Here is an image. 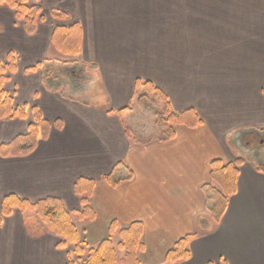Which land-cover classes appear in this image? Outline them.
I'll return each instance as SVG.
<instances>
[{
    "label": "crops",
    "instance_id": "0c3cea01",
    "mask_svg": "<svg viewBox=\"0 0 264 264\" xmlns=\"http://www.w3.org/2000/svg\"><path fill=\"white\" fill-rule=\"evenodd\" d=\"M222 1L221 6L239 7L235 0ZM174 2L192 7L198 1ZM28 3L42 8L33 33L25 31L9 6L0 4V65L7 63L9 54L14 59L3 88L15 106L27 107L23 118L0 119V143L27 131L33 106L45 119H59L62 127L52 128L27 155L0 156V209L7 195L32 202L58 198L71 213L78 237L89 247L108 236L113 221L118 229L140 222L142 249L137 257L142 264H165L167 251L187 234H195L188 243L191 255L172 264H264V171L257 168L264 162L234 155L225 142L235 130L254 131L264 125V65L257 69L252 64L254 74L246 86L238 78L220 80L210 86L217 97L211 91L200 95L193 85L183 83V63H176L175 49L137 46L124 15L103 11L89 21L65 11L59 0L51 5L47 0ZM53 10L68 16L54 18ZM73 24L81 28V46L77 55L65 56L54 48L51 37L55 27ZM65 59L83 66L76 81L68 72L53 71L58 68L54 61ZM137 78L162 89L173 111L193 109L201 123L175 125L174 137L164 141L157 135L146 140L128 137L125 126L131 111H118L131 103ZM236 158L242 162L234 192L218 224L207 232L209 224L201 228L198 220L208 216L202 186L210 182V163ZM117 161H123L133 177L111 186L103 175ZM125 173L120 169L119 176ZM79 178L95 182L89 198L93 220L74 214L81 208L74 192ZM59 241L35 213L14 207L1 217L0 264H67L69 257L80 264L72 247H58ZM112 241L115 245L119 241L117 233ZM123 255L117 252V264Z\"/></svg>",
    "mask_w": 264,
    "mask_h": 264
},
{
    "label": "trees",
    "instance_id": "16d2710c",
    "mask_svg": "<svg viewBox=\"0 0 264 264\" xmlns=\"http://www.w3.org/2000/svg\"><path fill=\"white\" fill-rule=\"evenodd\" d=\"M38 1V0H37ZM9 6L15 14V18L24 24L27 33H33L39 20L42 19L41 6L29 4L28 0H0V4ZM54 18H67V13L60 10H53ZM51 42L54 48L65 56H74L79 53L81 46V28L79 24L70 27L57 26L54 28ZM14 59L9 54L7 63L0 65V119L19 117L27 115L26 106H15L13 99L3 88L7 79V73L13 70ZM73 76L76 75L72 71ZM156 102L154 122L158 131V138L162 141L171 139L175 135L174 126L183 124L196 126L201 123L193 109H186L180 112L173 111L167 94L149 80L137 78L134 83L133 94L129 106L120 109L119 113L133 111L134 104ZM32 120L28 124L25 133L15 136L8 142L0 143L1 157L24 156L31 153L39 139H47L52 128L60 129L62 123L59 119L51 122L45 119L35 106L30 109ZM125 132L132 138L131 129L125 126ZM242 159L236 158L232 162L223 163L220 159H214L210 163V182L202 186L205 197V206L208 217L198 220L201 228L208 226L212 231L220 221L229 197L235 189V181L238 175V167ZM257 168L264 171V164ZM120 169L125 170L124 176H119ZM133 177L131 170L123 161H117L113 169L103 175V179L111 186H116L122 181L130 180ZM95 182L91 179L79 178L74 183V192L80 197L81 208L74 211V214L81 220H93L94 211L90 206L89 198ZM18 208L22 212L30 211L35 213L48 230L60 237L58 247H72V254L80 261V264H117L119 262L117 252L122 251L124 255L120 260L121 264H142L137 257V252L142 249L140 241L143 227L140 222H134L126 228L118 229L115 221L111 222L108 229V236L100 241L95 247H89L86 242L80 240L77 229L72 222L71 213L67 211L62 201L55 197H45L37 201H29L15 195L4 196L1 200L0 222L2 216L10 214L12 208ZM118 234L119 241L115 245L112 235ZM195 234H187L178 239L165 256V264H172L178 261L187 260L191 253L188 247L189 240ZM67 264H73L69 257Z\"/></svg>",
    "mask_w": 264,
    "mask_h": 264
},
{
    "label": "rangeland",
    "instance_id": "374dc122",
    "mask_svg": "<svg viewBox=\"0 0 264 264\" xmlns=\"http://www.w3.org/2000/svg\"><path fill=\"white\" fill-rule=\"evenodd\" d=\"M47 1L49 5L56 2ZM59 1L65 11L77 18L89 20L95 14L105 13L103 11L107 15L110 12L124 15L128 34L138 39L137 46L143 44L142 49L174 48L176 63H183V83L193 85L200 95L211 91L217 97V90L210 86L220 80L229 82L232 78H238L241 85L246 86L248 76L254 74L252 64L257 69H262L264 65V0H235L239 4L237 8L219 5L222 0H195L198 2H192V7L178 6L177 3L182 2H174L176 0ZM104 5H108V8H103ZM164 42L168 44L165 46ZM64 61H54L58 63V68L55 67L53 71L68 72L76 81L77 78L71 73L82 75L83 66H73L71 59ZM261 100L264 101V97ZM155 106L156 102L134 104L135 108L127 119L132 138L146 140L158 134L154 122ZM225 142L234 155L264 162V125L254 131L235 130L225 138Z\"/></svg>",
    "mask_w": 264,
    "mask_h": 264
}]
</instances>
